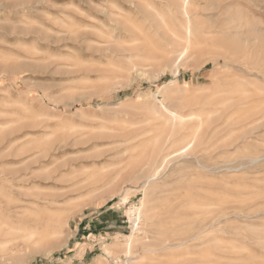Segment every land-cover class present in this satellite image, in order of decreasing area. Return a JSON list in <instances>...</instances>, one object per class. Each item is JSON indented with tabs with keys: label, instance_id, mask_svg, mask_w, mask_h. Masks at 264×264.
I'll return each instance as SVG.
<instances>
[{
	"label": "rangeland",
	"instance_id": "rangeland-1",
	"mask_svg": "<svg viewBox=\"0 0 264 264\" xmlns=\"http://www.w3.org/2000/svg\"><path fill=\"white\" fill-rule=\"evenodd\" d=\"M0 264H264V0H0Z\"/></svg>",
	"mask_w": 264,
	"mask_h": 264
},
{
	"label": "bare ground",
	"instance_id": "bare-ground-1",
	"mask_svg": "<svg viewBox=\"0 0 264 264\" xmlns=\"http://www.w3.org/2000/svg\"><path fill=\"white\" fill-rule=\"evenodd\" d=\"M188 2V1H187ZM187 4V3H186ZM237 47V46H236ZM241 48V47H240ZM242 60V59H241ZM248 63V62H247ZM164 159V158H163ZM167 160V159H166ZM158 170V169H157ZM157 170H156V172H157ZM157 175H158V173H156V174H154V176H152V179L153 178H155V177H157ZM127 198H125L124 200H123V202L125 203V202H127ZM136 218H135V220L133 221V224H134V227L135 228H137V230L139 229L138 227H139V224H140V219H141V214H142V211H141V209H136ZM58 214H60L59 212H58ZM57 214V215H58ZM56 215V214H55ZM52 226V225H51ZM58 234V233H57ZM132 237H130V240H129V242H128V245H127V247H128V249H130L131 248V246H132ZM182 245V244H181ZM179 246V245H178ZM106 252L107 253H110L107 249H106ZM101 257V256H100ZM99 258V257H98Z\"/></svg>",
	"mask_w": 264,
	"mask_h": 264
}]
</instances>
